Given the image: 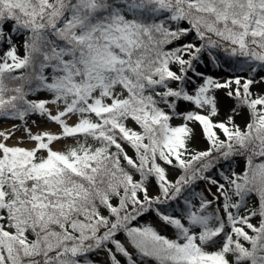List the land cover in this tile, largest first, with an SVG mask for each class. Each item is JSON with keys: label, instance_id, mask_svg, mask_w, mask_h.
Instances as JSON below:
<instances>
[{"label": "snow or ice", "instance_id": "1", "mask_svg": "<svg viewBox=\"0 0 264 264\" xmlns=\"http://www.w3.org/2000/svg\"><path fill=\"white\" fill-rule=\"evenodd\" d=\"M0 264H264V0H0Z\"/></svg>", "mask_w": 264, "mask_h": 264}]
</instances>
